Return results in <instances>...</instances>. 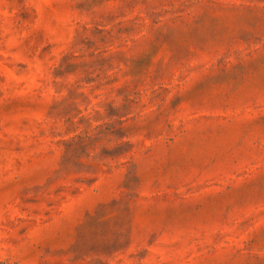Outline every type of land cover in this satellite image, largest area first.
I'll list each match as a JSON object with an SVG mask.
<instances>
[{"label":"rangeland","instance_id":"1","mask_svg":"<svg viewBox=\"0 0 264 264\" xmlns=\"http://www.w3.org/2000/svg\"><path fill=\"white\" fill-rule=\"evenodd\" d=\"M0 264H264V0H0Z\"/></svg>","mask_w":264,"mask_h":264}]
</instances>
